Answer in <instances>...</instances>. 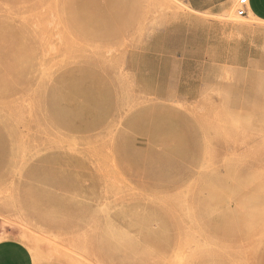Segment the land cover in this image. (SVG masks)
<instances>
[{
    "label": "rangeland",
    "instance_id": "obj_1",
    "mask_svg": "<svg viewBox=\"0 0 264 264\" xmlns=\"http://www.w3.org/2000/svg\"><path fill=\"white\" fill-rule=\"evenodd\" d=\"M1 1L34 99L0 100L2 264H264V21Z\"/></svg>",
    "mask_w": 264,
    "mask_h": 264
},
{
    "label": "bare ground",
    "instance_id": "obj_2",
    "mask_svg": "<svg viewBox=\"0 0 264 264\" xmlns=\"http://www.w3.org/2000/svg\"><path fill=\"white\" fill-rule=\"evenodd\" d=\"M4 1L2 0L1 2L4 3ZM7 4L10 5L9 3H7ZM7 16H6V18H7ZM251 16H252V18L258 20L253 15H251ZM8 19H9V16H8ZM4 20H5L4 18H1L0 17V60L6 61V60L9 59L10 61H12V60H14L13 57H16L17 58V56H20L21 57V60H22V64L23 63H26L28 61V59L30 58L31 55L29 53V49L26 47L27 45L25 43H23V40L24 39L21 37L22 38V40H21L22 43H21V41L18 39L19 36L17 38V36L15 35V33H13L11 30H9L8 26H6L4 24ZM20 28H21V26H20ZM12 29H14V28H12ZM27 38H28V36H27ZM27 43H30V42H27ZM27 70L26 69L24 71L22 70L21 71L22 72V78L14 81V82H12L10 80H7L5 77H2V75H0V100L5 101V102H9L11 104L13 103L12 106H14V107H11V113H14L16 115L15 118H17V113L19 111V105L21 104L22 101H23V103H27V105H29V106L32 105L33 104V101H34V99L32 98V96H30V95H27V98L24 99V100H21V98H20V96L22 94H24V93L26 94L28 91H30V86H29L30 73ZM28 111H30V108H29Z\"/></svg>",
    "mask_w": 264,
    "mask_h": 264
},
{
    "label": "crops",
    "instance_id": "obj_3",
    "mask_svg": "<svg viewBox=\"0 0 264 264\" xmlns=\"http://www.w3.org/2000/svg\"><path fill=\"white\" fill-rule=\"evenodd\" d=\"M185 2L189 7L199 13H206L211 15H227L238 4L237 0H178ZM247 15L251 14L260 21H264V0H248L246 6ZM154 68V66H153ZM160 69V66L158 67ZM148 76V75H147ZM160 75L158 74V77ZM159 84V83H158ZM163 89H155V92L162 91ZM1 261L0 257V264Z\"/></svg>",
    "mask_w": 264,
    "mask_h": 264
},
{
    "label": "built area",
    "instance_id": "obj_4",
    "mask_svg": "<svg viewBox=\"0 0 264 264\" xmlns=\"http://www.w3.org/2000/svg\"><path fill=\"white\" fill-rule=\"evenodd\" d=\"M240 8H239V15H247L246 6L248 4V0H239Z\"/></svg>",
    "mask_w": 264,
    "mask_h": 264
}]
</instances>
